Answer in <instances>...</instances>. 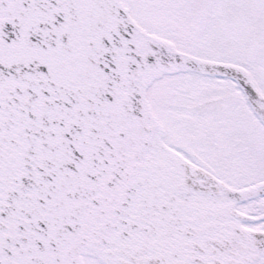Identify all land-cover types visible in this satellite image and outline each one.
I'll list each match as a JSON object with an SVG mask.
<instances>
[{"label":"snow or ice","instance_id":"6c2138e0","mask_svg":"<svg viewBox=\"0 0 264 264\" xmlns=\"http://www.w3.org/2000/svg\"><path fill=\"white\" fill-rule=\"evenodd\" d=\"M0 264H264V0H0Z\"/></svg>","mask_w":264,"mask_h":264}]
</instances>
